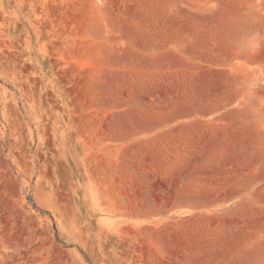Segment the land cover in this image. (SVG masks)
<instances>
[{"label": "rangeland", "instance_id": "374dc122", "mask_svg": "<svg viewBox=\"0 0 264 264\" xmlns=\"http://www.w3.org/2000/svg\"><path fill=\"white\" fill-rule=\"evenodd\" d=\"M263 86L264 0H0V264H264V184L171 216L138 115Z\"/></svg>", "mask_w": 264, "mask_h": 264}, {"label": "crops", "instance_id": "0c3cea01", "mask_svg": "<svg viewBox=\"0 0 264 264\" xmlns=\"http://www.w3.org/2000/svg\"><path fill=\"white\" fill-rule=\"evenodd\" d=\"M186 105L138 113L162 194L173 198L171 216L221 211L257 195L264 184V110Z\"/></svg>", "mask_w": 264, "mask_h": 264}]
</instances>
